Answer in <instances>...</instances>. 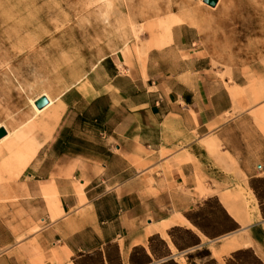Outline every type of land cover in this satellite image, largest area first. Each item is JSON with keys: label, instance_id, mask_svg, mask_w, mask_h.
I'll list each match as a JSON object with an SVG mask.
<instances>
[{"label": "crops", "instance_id": "1", "mask_svg": "<svg viewBox=\"0 0 264 264\" xmlns=\"http://www.w3.org/2000/svg\"><path fill=\"white\" fill-rule=\"evenodd\" d=\"M170 31L104 55L36 115L41 146L0 194V264H264V58H211L239 50L233 30L228 46ZM243 49L264 50V26Z\"/></svg>", "mask_w": 264, "mask_h": 264}, {"label": "rangeland", "instance_id": "2", "mask_svg": "<svg viewBox=\"0 0 264 264\" xmlns=\"http://www.w3.org/2000/svg\"><path fill=\"white\" fill-rule=\"evenodd\" d=\"M109 1L111 7L103 0H0V124L6 125L10 131L21 128L32 118L30 99L44 92L54 99L79 81L104 55L129 42H139L146 32L159 30L155 17L167 13L176 15L180 10L192 11L197 16L195 24L184 23L198 30L206 26L213 34L220 32L223 39L219 41L227 46L232 42L224 37L229 36L232 30L236 31L239 50H213L209 54L211 58H264V50L243 49L247 46L248 37L264 26V23L248 21L256 18L257 14H264L254 0H241L242 5L224 6L219 12L207 5L205 7L200 3L203 0ZM116 11L118 13L115 14ZM212 13L238 15L242 21L217 23L213 21L214 17H207ZM127 15L136 27L143 30L138 39L129 26L118 23ZM204 20L208 22H202ZM161 35L166 36L164 33ZM256 69L264 71L262 67ZM61 106L57 101L52 113ZM32 123L36 125L32 137L39 149L41 145L35 140V135L43 126L36 119ZM2 163L3 158L0 159V194H5L8 186L19 176L11 181ZM2 199L7 200V196L3 195Z\"/></svg>", "mask_w": 264, "mask_h": 264}, {"label": "bare ground", "instance_id": "3", "mask_svg": "<svg viewBox=\"0 0 264 264\" xmlns=\"http://www.w3.org/2000/svg\"><path fill=\"white\" fill-rule=\"evenodd\" d=\"M103 1L107 2L108 6L111 7V3H110L109 0H103ZM200 3L204 4V2H202V1ZM124 4H125V1H124ZM205 7H206V5H205ZM207 7H209V6H207ZM125 8H126V6H125ZM211 9L214 10V8H211ZM113 13H114V11H113ZM116 13H118V12L116 11L115 14ZM155 18H156V21H157V28L159 29L161 34L164 33V34H166V36L169 34V31H170V28L172 27V25H177V24H181V23H184V22H188V23H191V24L194 25L195 21L197 20V16L192 11H186V10H180V11H178V13L176 15L173 14V13H167V14H165L163 16H156ZM118 23H119L120 26H129V28L131 29L132 34L135 37V39H138L139 36L143 32V30L141 28L135 26L133 20L128 15H127L126 18H120ZM123 32H125V31L123 30ZM118 33H119V31H118ZM125 35L127 36L126 33H125ZM136 42H135V44H136ZM137 50H139V49H137ZM126 52H127V50H126ZM246 88H247V86H246ZM242 90H244V89H241V91ZM255 91H256L255 93H256L257 98H259L262 94H264V88H262L261 86H257L255 88ZM241 93H242V95H244L243 92H241ZM41 97H45L48 100V105L45 108H43L42 110H38L35 107V102L37 100H39ZM54 101H59V99L58 98L51 99L49 97V95L44 92L42 95L37 96L36 98L29 100V105H30L31 110L34 112V116L30 120H28L26 123H24L21 128H17V129H14V130L10 131L6 125L0 124V129H4L6 131V133H7L6 136H4L2 139H0V159L3 158V163H2L3 170L7 171L9 173L11 181H13L18 176H20V174L24 171V169L30 163L32 158H34L35 154H37L38 145L33 140V137H32V133H33V130L35 129L36 125L33 124L32 122L34 121V119L37 118L36 115H38V114L42 115V112H44L47 108H49L52 105H54ZM253 101H254V99H253ZM53 117L55 119L56 115H54ZM50 187L45 191V198L47 199V201H48L50 206H57L54 189L50 188ZM233 196H231V197H233ZM248 203H249V201H248ZM248 203L246 204L247 206H248ZM251 210H252V208H251ZM243 212H244V210H243ZM247 214L248 213H246V215ZM240 215H242V214H240ZM248 219H249V217H248Z\"/></svg>", "mask_w": 264, "mask_h": 264}, {"label": "water", "instance_id": "4", "mask_svg": "<svg viewBox=\"0 0 264 264\" xmlns=\"http://www.w3.org/2000/svg\"><path fill=\"white\" fill-rule=\"evenodd\" d=\"M204 4L209 6L210 8H215L217 5V0H203ZM48 105V100L45 97H41L39 100L35 102V107L38 110H42ZM6 131L4 129H0V139L6 136Z\"/></svg>", "mask_w": 264, "mask_h": 264}]
</instances>
